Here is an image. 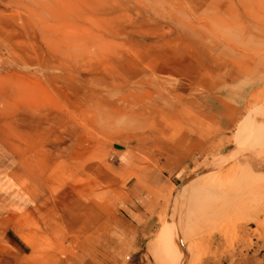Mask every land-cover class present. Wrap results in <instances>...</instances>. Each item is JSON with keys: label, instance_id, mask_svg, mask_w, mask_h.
I'll use <instances>...</instances> for the list:
<instances>
[{"label": "rangeland", "instance_id": "1", "mask_svg": "<svg viewBox=\"0 0 264 264\" xmlns=\"http://www.w3.org/2000/svg\"><path fill=\"white\" fill-rule=\"evenodd\" d=\"M253 117L264 0H0V264H264Z\"/></svg>", "mask_w": 264, "mask_h": 264}, {"label": "bare ground", "instance_id": "2", "mask_svg": "<svg viewBox=\"0 0 264 264\" xmlns=\"http://www.w3.org/2000/svg\"><path fill=\"white\" fill-rule=\"evenodd\" d=\"M236 140L238 142V151H242L243 154L237 161L247 160L249 153L256 150L261 154L264 152V124L259 123L257 118H251V121L247 120L243 124L239 125ZM250 167V166H249ZM252 167V166H251ZM231 169L226 172L230 174ZM87 220V219H86ZM88 221V220H87ZM88 228L84 227L83 232H86ZM179 234L173 227H165L161 230L160 234L155 240L156 247L160 250L162 258L171 262L176 261V264H181L182 260V248L179 241ZM30 244V240H27Z\"/></svg>", "mask_w": 264, "mask_h": 264}]
</instances>
